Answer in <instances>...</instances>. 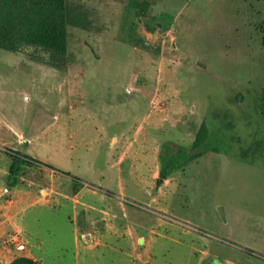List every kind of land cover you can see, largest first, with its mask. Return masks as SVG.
<instances>
[{
  "label": "rangeland",
  "instance_id": "obj_1",
  "mask_svg": "<svg viewBox=\"0 0 264 264\" xmlns=\"http://www.w3.org/2000/svg\"><path fill=\"white\" fill-rule=\"evenodd\" d=\"M66 23L71 93L68 70L0 51V116L30 140L11 154L103 168L105 138L153 101L160 154L167 143L193 154L202 124L207 134L180 189L162 196L161 219L184 232L162 264H264V0H66ZM128 82L144 85L138 112Z\"/></svg>",
  "mask_w": 264,
  "mask_h": 264
},
{
  "label": "crops",
  "instance_id": "obj_2",
  "mask_svg": "<svg viewBox=\"0 0 264 264\" xmlns=\"http://www.w3.org/2000/svg\"><path fill=\"white\" fill-rule=\"evenodd\" d=\"M75 77L68 70L60 84L62 95L73 91ZM143 86L128 82L124 88L132 112ZM152 102L141 101L134 126L105 138L103 168L87 163L74 172L68 164L63 170L26 165L7 192L9 167L0 165V264L20 257L37 264H162L170 245L183 243L182 229L161 215L171 217L162 196L171 186L180 189L185 171L159 183L160 145L154 131L160 125L156 111H150ZM29 144L0 116L2 160L6 150Z\"/></svg>",
  "mask_w": 264,
  "mask_h": 264
},
{
  "label": "trees",
  "instance_id": "obj_3",
  "mask_svg": "<svg viewBox=\"0 0 264 264\" xmlns=\"http://www.w3.org/2000/svg\"><path fill=\"white\" fill-rule=\"evenodd\" d=\"M146 28L152 29L148 25ZM0 51L25 55L32 62L65 73L70 64L66 0H0ZM206 136V127L202 124L189 147L193 154L186 147L172 151L170 143H167L166 153L159 155V180L164 182L174 173L183 172L189 163L199 158L201 154L195 151L204 143ZM11 153H6L11 158L6 178L7 192L18 184L22 167L41 165ZM10 264L37 263L20 257Z\"/></svg>",
  "mask_w": 264,
  "mask_h": 264
},
{
  "label": "water",
  "instance_id": "obj_4",
  "mask_svg": "<svg viewBox=\"0 0 264 264\" xmlns=\"http://www.w3.org/2000/svg\"><path fill=\"white\" fill-rule=\"evenodd\" d=\"M161 181L159 180V183H160Z\"/></svg>",
  "mask_w": 264,
  "mask_h": 264
}]
</instances>
